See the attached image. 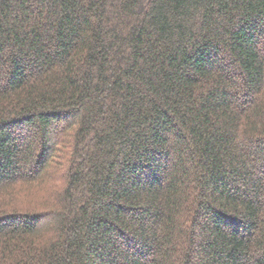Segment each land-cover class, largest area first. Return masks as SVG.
Wrapping results in <instances>:
<instances>
[{
	"label": "trees",
	"instance_id": "obj_1",
	"mask_svg": "<svg viewBox=\"0 0 264 264\" xmlns=\"http://www.w3.org/2000/svg\"><path fill=\"white\" fill-rule=\"evenodd\" d=\"M0 264H264V0H0Z\"/></svg>",
	"mask_w": 264,
	"mask_h": 264
}]
</instances>
